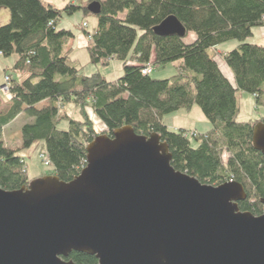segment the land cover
Listing matches in <instances>:
<instances>
[{
  "label": "trees",
  "instance_id": "trees-1",
  "mask_svg": "<svg viewBox=\"0 0 264 264\" xmlns=\"http://www.w3.org/2000/svg\"><path fill=\"white\" fill-rule=\"evenodd\" d=\"M93 2L100 12L94 16L95 33L81 28L88 39L85 50L93 66L121 63L122 75L114 81L99 72L83 76L67 50L74 35L58 28L63 13L89 14ZM2 9L9 19L0 25V57L16 58L2 71L11 99L0 106V189L19 190L47 175L69 183L85 167L89 143L99 135L113 138L114 131L128 126L136 135L157 134L175 171L209 186L239 184L247 195L238 203L240 212L264 215V157L252 144L253 128L264 117L237 119L239 92L252 96L256 109L264 100V46L246 42L253 29L264 28V0H89L83 8L69 4L61 10L44 0H0ZM171 16L184 36H157L155 28ZM190 34L193 40L187 42ZM229 41L238 44L222 61L233 83L222 74L215 53ZM150 63L151 74L168 64L176 72L154 80L142 74ZM65 104L77 107L81 118L68 116ZM86 108L105 127L99 135ZM192 108L208 122L207 132L173 131L163 123L164 116ZM22 116L27 123L12 150L3 129ZM61 121L66 130L58 127ZM36 143L47 155L48 172L30 179L17 152ZM68 261L97 264L95 256L75 252Z\"/></svg>",
  "mask_w": 264,
  "mask_h": 264
},
{
  "label": "water",
  "instance_id": "water-1",
  "mask_svg": "<svg viewBox=\"0 0 264 264\" xmlns=\"http://www.w3.org/2000/svg\"><path fill=\"white\" fill-rule=\"evenodd\" d=\"M155 34L182 37L184 28L171 16ZM253 129L264 157V123ZM171 158L157 134L123 126L89 143L69 183L47 175L0 189V264H73L72 252L97 264H264V215L240 212L244 189L202 184Z\"/></svg>",
  "mask_w": 264,
  "mask_h": 264
},
{
  "label": "rangeland",
  "instance_id": "rangeland-1",
  "mask_svg": "<svg viewBox=\"0 0 264 264\" xmlns=\"http://www.w3.org/2000/svg\"><path fill=\"white\" fill-rule=\"evenodd\" d=\"M71 0H44L45 3L47 4H52L55 8L58 9H63L66 5H75L79 7H85L87 2L89 0H77L75 3H71ZM3 10V9H2ZM6 11V10H5ZM1 21V20H0ZM2 22V21H1ZM0 22V23H1ZM8 22V21H7ZM83 24H86L84 27L86 31L92 35L96 31V26H97V20L96 17L92 16L91 14H84L83 11H77L71 16H68L66 14H62L61 17V22L58 25L59 30L66 29L72 32L73 36V41L69 45V58L74 61L76 59L77 64L79 67H82V75L87 76L91 75L93 73L99 72L101 73L106 81H114L116 78L120 77L122 75V70H121V63L118 61H114L110 63L107 67H102L100 65L93 66L89 63L88 61V54L87 50H85V47L88 43V39L86 38L85 34L82 31V26ZM7 25V24H5ZM262 29V28H257ZM256 29V30H257ZM193 34H190L187 42H190L193 40ZM262 36L258 35L255 38L251 37L247 39L246 42H256V45H264V39H261ZM228 43H237L234 41H229L225 42V44H222L218 47V50H223L225 49L229 44ZM238 44V43H237ZM72 46V47H71ZM219 56L218 58V63L219 66L223 67L225 64L222 61V54H217ZM16 56L12 55L9 58H6L4 61L3 59H0V64L4 68H9L12 65H14ZM176 72V69L174 68L173 65H164L161 67L156 68V70L151 74V78L154 80H163L172 77ZM118 75V76H117ZM4 83V76L3 72L0 69V84L3 85ZM2 89V88H1ZM3 92L2 90L0 91V98L3 100ZM264 103V100H263ZM261 104L258 109L254 107L252 97L241 94L238 97V108L240 109L239 115L237 117L238 121H249L250 119L254 118L252 115L256 116H263L264 117V104ZM196 109V108H195ZM198 110L199 114L200 110ZM65 112L70 116L72 119H80L81 115L79 114L78 108L74 107L71 104H65ZM184 112V111H182ZM85 115L87 116L88 120L92 123V126H94V131L99 135L105 130V127L101 124L100 121L96 118L95 115H93L92 111L89 108H86L84 110ZM183 116H185V113H182ZM173 114L166 115L163 118V123H170L172 124L173 122L169 120L168 117L172 116ZM252 117V118H251ZM27 117L22 116L18 120H15L12 123V126L9 127L8 129H4V141L7 145L8 148L14 149V147H18L20 145V136H21V127L23 124L27 123ZM167 119V120H166ZM197 117H194V115L191 117V121L193 124H197L196 130H204L206 129L205 126H202V122L197 120ZM181 121L185 120V117L180 118ZM208 125V122L205 123ZM169 127V125H167ZM171 126V125H170ZM58 127L61 130H66L67 129V122L61 121ZM170 128V127H169ZM187 129L191 127H186ZM183 128V129H186ZM200 131V132H202ZM190 132V131H189ZM40 143H36L33 146H31L29 149H26L24 151H19L17 154L23 158L25 161V167H26V172L27 175L30 179H34L36 176L39 174H44L48 172V168H44L45 166L42 164V162L39 159V152H40Z\"/></svg>",
  "mask_w": 264,
  "mask_h": 264
},
{
  "label": "crops",
  "instance_id": "crops-1",
  "mask_svg": "<svg viewBox=\"0 0 264 264\" xmlns=\"http://www.w3.org/2000/svg\"><path fill=\"white\" fill-rule=\"evenodd\" d=\"M8 19H9V12L8 11H5V10H0V20L2 21H0L1 23H0V25H5V24H7V21H8ZM252 32H253V38H255L256 36H258V35H261L262 36V38L261 39H264V28H262V29H253L252 30ZM72 41H73V39H72ZM72 41L69 43V45L72 43ZM262 42H264V41H262ZM251 43H254V44H256V42L254 41V42H251ZM229 45L225 48V49H223V50H218V48L215 50V53L216 54H222V55H224V54H226V52H228L229 50H232V49H234L235 47H236V45H237V43H228ZM69 45H68V47H67V50L69 51L70 49H69ZM264 46V45H263ZM72 47V46H71ZM71 51V50H70ZM0 59H3V61L5 60V58H3V57H0ZM74 61H76V59H74ZM77 62V61H76ZM112 62H114V61H112ZM111 62V63H112ZM220 68H221V72H222V74L224 75V76H226V78H228L229 80H230V82H234V77L232 76V73H231V71H230V69L227 67V65H224L223 67H221L220 66ZM0 69H1V71H3V69H4V67L2 66V64H0ZM118 76V75H117ZM117 79V78H116ZM2 86V84H0V91H1V87ZM241 94H245V93H242V92H239V95H241ZM239 95H238V97H239ZM245 95H247V94H245ZM248 96H250V95H248ZM250 97H252V96H250ZM6 97H4L3 96V100L0 98V106H3L5 103H6ZM252 100H253V104H252V106L254 105V98L252 97ZM44 103V102H43ZM40 105H42V104H40ZM259 108V107H258ZM257 108V109H258ZM197 109V108H196ZM195 108H192L191 109V111H185V112H177V113H174L172 116H170V117H168L169 118V120H171L173 123L172 124H166L165 123V125L167 126V125H169V129H171V130H173V131H175L176 129H183V128H186V127H191V128H189V129H183V130H188V131H195V132H200V131H202V130H196V128L195 127H197V124H193V122L191 121V117L194 115V117H197L198 119V121H200V122H202V126H205V128L206 129H204L202 132H207V130H208V125L207 124H205L206 123V121H204V119H203V117H202V115L201 114H199V112H198V110H196ZM182 113H185L184 115L185 116H183V114ZM201 113V112H200ZM254 118H252V119H261V117H263V116H256L255 117V115H252ZM181 117H185V120L184 121H181L180 120V118ZM20 118V117H19ZM18 118V119H19ZM17 119V120H18ZM167 120V119H166ZM171 125V126H170ZM12 126V124L11 125H9V126H7V127H5L4 129L6 130V129H8L9 127H11ZM3 129V130H4ZM4 130V131H5ZM42 174H39L38 176H36V177H39V176H41ZM35 177V178H36Z\"/></svg>",
  "mask_w": 264,
  "mask_h": 264
},
{
  "label": "built area",
  "instance_id": "built-area-1",
  "mask_svg": "<svg viewBox=\"0 0 264 264\" xmlns=\"http://www.w3.org/2000/svg\"><path fill=\"white\" fill-rule=\"evenodd\" d=\"M76 1L77 0H71L70 2L71 3H75ZM85 26H86V24H83L82 28H84ZM152 71H153V69H152V65L150 63V64H147L145 66L144 70L142 71V74L143 75H150ZM6 81H7V79H4V83L1 86L2 87L1 90H2V92L4 94V97H6L7 100H10L11 97L9 95V86L6 84ZM39 159H40V161L42 162V164L45 167L49 165V160H47V155H46L45 151H40L39 152Z\"/></svg>",
  "mask_w": 264,
  "mask_h": 264
}]
</instances>
